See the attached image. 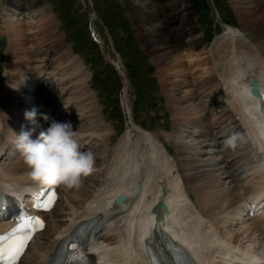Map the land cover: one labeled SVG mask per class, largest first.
Listing matches in <instances>:
<instances>
[{"label":"bare ground","instance_id":"6f19581e","mask_svg":"<svg viewBox=\"0 0 264 264\" xmlns=\"http://www.w3.org/2000/svg\"><path fill=\"white\" fill-rule=\"evenodd\" d=\"M137 1L129 0L128 2L129 9L133 14L144 13L145 17H149L150 20L157 19V16L161 15V10L151 0L141 4L140 0ZM252 1H249L251 2L249 6H239L240 13L249 27H254L257 23L264 21V0ZM234 3L242 4L241 1H234ZM38 7H40L39 3L25 5L24 0H10L5 6L4 15L9 13H7L8 9L19 12L20 15L25 14L26 9L29 13L34 12L36 15L40 11ZM187 9L188 7L185 6L181 11ZM244 9L246 12H243ZM20 18L15 21L5 16L2 20L9 37V46L8 63H6L4 72L7 77L5 81L6 111L0 115V129H3L0 132L5 130L6 134L3 135L4 140L0 142V150L7 142L16 139L22 125L26 130V127H31L24 118V110L30 109L31 106L28 103L31 100L24 97L22 92L37 87L33 85L36 81L40 85V78L45 74H47V78H52V71L44 73L36 80L34 75L30 74L31 77H28L11 68L12 60L16 59L17 55L18 60L24 59L26 63L34 61L33 57L36 52L30 54V48L33 47L26 48V46L27 42L36 41L38 38L41 44L47 43L46 50L50 53L61 48L56 56L47 54L44 49L37 50V52L47 54L44 59L46 66L51 65L54 61L61 65L63 75L49 80L47 90L41 93L38 97L39 100L34 102L40 104V107H46L53 103L56 95L61 96L66 93V86L63 85L64 87L60 91H56L54 89L56 84H71L70 86L75 84L77 91H80L75 107H80L82 113H79L91 121L88 135H94L100 140L106 141L111 130L104 124L95 93L89 88L87 79L89 74L80 63V59L77 55L72 56L73 53H70L69 48H64L60 36L54 33L52 19L48 17L46 20L45 13L41 17L42 20L35 23L36 26L26 27ZM184 22L186 29L183 33L191 37L190 43H196V28L191 25V18H186ZM167 24L162 22L155 26L152 25V31L156 35L162 36L168 29ZM225 28L223 37L220 38L221 42L218 40L214 42L215 48L217 50L220 43L228 41V39L232 44L222 49L223 54L220 55L219 60L225 58V62L218 65L220 68L216 70L217 72L215 71L217 75L212 70V63L208 66L206 62L204 67L205 65L208 67H202V73H197L193 79L187 81L195 89L168 98L170 108L172 106L174 108L171 136L175 139L176 156L187 153L182 156L181 162L178 161V164H174L172 160L168 159L167 155L172 156V154L165 149L158 135L143 130L136 124L122 94L123 107L126 111V130L115 148L113 164L106 165L105 169L101 171L102 183L94 185L82 181L81 187L78 188L60 187V199L63 200H59L56 207L65 204V208L57 212L60 214L57 217L54 212L56 208L45 214L46 229L34 236L19 264H49L51 254L61 238L70 229L75 228L80 221L95 215L101 217L99 226H102L103 229L112 226L116 215L120 221L119 225L113 227L115 229L109 227L111 235H104L107 236V242L97 239V226L94 229V234L91 235V239L94 241L91 247L101 255L102 264H150L144 253L145 245L153 248V254L161 264H169L164 250L154 247L155 241L160 240L161 225L164 223L174 234H179L177 238L183 240L203 264L240 262L241 253L247 250L264 254V218L242 219L243 205L248 201H256L257 197L262 195L260 191L264 185V160L260 158L263 143L258 134L259 131L263 135L257 107L260 104V99L254 98L250 91V86L254 84L258 87V92L264 95V55L242 30L228 25ZM52 32L53 34H51ZM261 35L264 36V31ZM28 38H30L29 41ZM165 39V36L161 38L160 45L154 43L156 48L163 49L158 54L160 64H165L163 67L167 64L166 57H171L170 54L174 52L173 48L175 47L174 43L167 45L169 39ZM48 41L56 44L51 45ZM209 61L212 62L211 56ZM113 63L119 69L118 63ZM198 68L197 70H199ZM30 80L31 84H27ZM183 100H188L189 103L184 106L178 105ZM34 102L32 103L34 104ZM221 103L228 107L226 111H229L227 117L229 121L236 115L240 120L236 123L241 122L233 136V138L237 136L233 142L237 141L241 146L233 155L237 153L241 158L243 155H250V160L245 163L248 169H245L242 174H249L251 179L242 183L232 178L233 172L223 169L222 166L217 168L219 172L213 173V171L203 172V169L197 165L200 160L196 155L204 152L201 147L207 146V140H209L207 139L208 134L204 131L206 117L214 116L215 120H221L217 111V106ZM212 104H217V106L208 110V105ZM10 111L13 114H10ZM60 112V115L65 118L67 112ZM230 112L232 116H230ZM80 114L78 115L80 116ZM68 116L66 118H69ZM40 120L42 121L37 115L38 123ZM58 122H62L61 119ZM41 123L43 124V122ZM214 125L213 123L212 126L214 127ZM35 133L36 130L33 133V139ZM80 135L77 133L78 137ZM230 164V162L226 163L227 166H231ZM226 165L224 168L227 167ZM28 172L29 169L23 157L18 156L8 163H0V187L2 186L0 194L3 191H9L12 185L27 184V181L37 182L28 175ZM136 187H138V192L133 196ZM33 190V188L29 189V191ZM120 193L125 194L126 199L122 204L115 206L113 200ZM160 200L168 206V213L164 217H162L163 211L159 205H156ZM154 206H157L155 214L158 216V222H155L152 215L149 214L150 209ZM159 220L162 222L160 223ZM144 221L145 226L148 225L145 228L142 225ZM238 221L242 222L236 226L235 223ZM171 222L176 225H171ZM3 225L4 223H0V227Z\"/></svg>","mask_w":264,"mask_h":264},{"label":"rangeland","instance_id":"374dc122","mask_svg":"<svg viewBox=\"0 0 264 264\" xmlns=\"http://www.w3.org/2000/svg\"><path fill=\"white\" fill-rule=\"evenodd\" d=\"M9 1L10 0H0V97L1 98H3L5 95V81L7 77L4 74V72L7 66L6 63H8L7 60H8V46H9V39H8L9 37L5 27L3 26L2 20L5 16L6 17L8 16V19L10 20L14 19L15 21H17L20 16V15L18 16L13 11H7L9 12L7 15L1 16L2 13L3 14L5 13V6H6L5 4ZM24 1H26L25 5H32L34 3H39L40 5V7H38L40 11L37 12L36 15L34 14V12L29 13L28 10L25 9L26 13L24 14L23 17H21L23 20L22 22L25 23V26L26 27H30L32 25L36 26L35 23L39 20H42L41 17L45 13L47 17L46 20H48V17L52 19L51 23H53V27L55 28L54 33L60 36L59 38H61V43L62 45L65 46L64 48L70 47L72 51L79 52L81 61L84 65L86 72L88 71L90 73L89 75L90 77L88 76L87 78L90 86V90L91 89L94 90L91 91L95 93V99L99 104L98 105L99 112H101L104 118L103 121L105 120L104 124L108 126L111 130L110 135L108 136L106 141L100 140L97 137H94L92 139L90 138L92 140L91 144L93 145V147L89 148L87 151H91L94 154L95 162L91 172L86 177H83L82 181L94 185H96L97 183L99 184L102 183L101 180L103 179V177L101 176V171L105 167V165L107 164L110 165L114 162V157H115L114 154L116 152L115 148L117 147V144L119 143L122 135L125 133L124 130H126L125 129L126 118L124 121L123 111L121 109L120 100H119V95L122 85H123L122 94L125 95L124 98L126 99V102L129 105V107L132 109V114L134 116L136 123L140 125L142 129L144 130L146 129L149 132L152 133L154 132V134L159 135L160 141L162 140V142H164L165 144V147L173 154V157H167V158L172 160L174 164H178V161L181 162L180 159L182 158V156H185L187 153H185L184 155L181 154V156L179 155L176 156L175 139L173 138V136H171L172 135L171 126L173 123L172 112L174 108L173 106L170 108V104L168 103V98L170 96L175 97L176 94L178 93H179L178 95H182L186 92L188 93L190 92L191 89L194 88V87L193 88L188 87L190 85L189 83H187V81H189L190 79L186 80L187 76L190 75L191 79H193L197 75V73L199 74L203 72V70L201 72L202 67L203 68L208 67L210 66L211 63L213 66L212 70H214V73H216L217 72L216 70L220 68L218 67V65H220L221 63L224 64L225 62V58L222 59L221 61L219 60L220 58H218L219 62L216 63L213 62L215 59L214 56L211 55L213 45L210 42H207L208 40H206L205 37L202 38L201 35L203 30L206 31L210 30L212 33H214L213 31L214 26L220 29L223 28V23L220 21L218 16V13L221 16V12H222L223 16L221 17H224L226 21L233 23L236 27L242 30L246 34V36L253 41L254 45L264 54V36L261 35L262 31H264V27H263L264 21L257 23L254 27H249L240 13L241 11L239 6L242 7L249 6L251 5V2H253L252 0H215V1L214 0H185V1L181 0L182 1L181 3L179 2V0H167L164 4H160L151 0L153 4L161 10L160 13L161 15H158L157 19L153 18L152 20H150L149 17L148 18L145 17L144 13L142 14L138 13L139 15L136 13L133 14V12L129 9V5H128L129 0H90V1L89 0H24ZM132 1L136 2L137 0H132ZM146 1L147 0H140L139 2L141 4ZM234 1H241L242 4L239 3L235 4ZM91 3H92V7L95 10L94 20H93L94 27L102 44L93 42L90 35L91 33L89 29V20H91V12H90ZM185 5L188 7L187 9L188 11L185 10L181 12L180 10ZM243 12H246V9H244ZM176 13L179 14L176 15ZM199 14H201V20ZM187 17H191L192 20L194 21L193 25H195L196 28H198L197 37L201 36V38L199 37L200 41H198L197 38H195L196 43L195 44L192 43V45H190L191 40L188 41V38H186V35L183 33L184 32L183 30L186 29V28L184 29L183 27V20L185 21ZM173 19L174 22L172 24L170 23V27H168L167 31H165V33L162 36L156 35L154 31H152L153 28L152 25L155 26V24H159L162 22L168 23L167 21L172 22ZM201 21L208 22V24L204 25ZM247 27L248 29L249 28L250 29L248 30ZM200 28L202 32L200 31ZM27 32L29 33V31ZM51 34H53V32ZM163 36H165L166 38L165 40L169 39L168 40L169 43L167 45H171L174 43L175 46L173 48L174 52L170 54L171 57H166L167 64L165 67H163V65L165 64H160L158 60V54L161 53L163 49H160L159 47L156 48L155 47L156 45H154V43L159 44ZM29 40L30 38H28V41ZM54 40L55 39L53 38V41ZM226 41L225 42L222 41L223 43H220V45L217 47V50L214 46L213 54L220 53L219 48L221 47V45L223 44L225 45V43H228L226 44V46L228 45L230 46L232 44L231 42H229V39L227 42ZM40 42L41 41L38 38L36 39V41L27 42V46H26V48L33 47L30 48V50L32 51V52L30 51V54L36 52V55L33 57L34 59L33 62H35L34 63L35 65L40 64L39 61H36L37 57L40 55V53L37 52V50H41V48L38 49V47L42 46ZM48 42L49 44L51 43V41ZM65 43L69 46H67ZM53 44L54 42L51 43V45ZM43 46H45L43 49L46 50L48 45L47 43H44ZM224 47L225 46H223V48ZM60 49L61 48L59 47L57 48V50H54L51 53L48 50H46L45 52H47V54L49 53L50 55L56 56L59 53ZM47 54L40 55L43 56L40 59V62H44V59L46 58ZM209 54L212 58V62L209 61V57H210L208 56ZM221 54H223V52H221L220 55ZM72 56H76V55L73 54ZM215 57L217 59V55H215ZM17 58L12 60L13 61L12 64L13 66H11L12 69H16L18 71H24L28 68L33 69V67L31 66L33 62L26 63V60L24 59L18 60ZM193 58L195 59L194 61ZM204 59L207 61H204ZM109 60L116 61L120 65L121 72L125 77L122 75L121 78L119 73L109 63ZM206 62L208 66L205 65L204 67V64H206ZM54 64L57 65V68L59 69L60 72H59V76L54 77V75H52V78H50V80H53L54 78H59L63 75V71L61 70L62 66L59 65L57 62L54 61L51 65H48V67L53 66ZM197 65L199 66V68ZM24 67L26 69H24ZM197 68L200 71L197 70ZM27 73H29V71ZM124 84H126V87ZM63 85L69 87L71 84H61L60 89L64 87ZM72 85L74 86H71L68 91L70 101L66 102L65 106H59V110L63 108L64 112L66 111L67 114L70 115L68 116L66 114V117L68 116L70 118L65 117L66 120L62 122L76 121V119H73L71 117L72 116L76 117L77 115L78 117L77 121L82 119L84 120L81 121V124L79 125V130H75V131L82 134H88L87 129L90 127L91 121L88 117L80 114L82 113L80 107L78 106L75 107V103L79 98L80 91H77L78 89L75 84ZM186 85L188 86L185 87ZM124 89L126 91H124ZM62 96L65 98L66 93H64V95L62 94L58 98ZM4 98L3 100H0V113L2 112L4 113L6 111V108L4 107L5 104ZM123 101L124 100L121 95L122 106H123ZM187 101L183 100L181 104L178 105L181 106L187 105L189 103ZM59 103H61V100L58 101V104ZM134 103L135 106L133 105ZM66 104L67 105L71 104L70 109L69 107H66ZM219 106H221V104ZM72 109L75 112L71 111ZM125 112L126 111L124 109V117L126 116ZM78 114H80V116ZM82 117H86V118H82ZM2 130L3 129H0V131ZM4 131L2 135H1L2 132H0L1 135L0 141L4 140L3 135L6 134V132ZM210 150L212 149H208V151ZM187 151L190 150L187 149ZM203 151L204 152H201V154H199L200 156L196 155L197 159L200 160L199 164L197 165H199V167L203 169V172L213 171V170H209L210 169L209 164L208 161L206 160L212 158V162L217 163L220 156L213 154L212 152L206 153L205 151H207V149L206 150L204 149ZM237 155L239 157V154ZM242 157H245V155H243ZM239 158H238V162L240 161ZM242 160L243 159L241 158V161ZM216 172L218 171H214L213 173ZM176 174H180V173H176ZM224 184L227 185V183ZM62 200L63 199H60V201ZM63 208H65V204L63 206L58 205V207H56V210L54 211L56 213L55 215L56 217L60 215L57 214V212H59ZM109 227L115 229L112 226ZM109 227H108L107 235L110 232ZM109 235H111V233Z\"/></svg>","mask_w":264,"mask_h":264},{"label":"clouds","instance_id":"9594fccd","mask_svg":"<svg viewBox=\"0 0 264 264\" xmlns=\"http://www.w3.org/2000/svg\"><path fill=\"white\" fill-rule=\"evenodd\" d=\"M37 109L24 113L31 127L16 135L15 146L29 169L28 175L43 185H63L69 189L78 188L82 178L92 170L95 156L91 151H82L77 131H73L70 122L51 120L49 127L33 139V133L39 126ZM41 118L49 121L47 114ZM240 264H264V254L247 250L240 255Z\"/></svg>","mask_w":264,"mask_h":264},{"label":"snow or ice","instance_id":"6c2138e0","mask_svg":"<svg viewBox=\"0 0 264 264\" xmlns=\"http://www.w3.org/2000/svg\"><path fill=\"white\" fill-rule=\"evenodd\" d=\"M44 195V193H41ZM55 194L52 193L48 196L46 202L38 204L37 207L43 206L44 210H48ZM43 228V222L36 217L21 216L19 218L17 227L12 229L9 233L0 235V264H16L20 254L26 247L35 231ZM22 233V235H21ZM73 259L82 258L74 256Z\"/></svg>","mask_w":264,"mask_h":264},{"label":"water","instance_id":"95a60500","mask_svg":"<svg viewBox=\"0 0 264 264\" xmlns=\"http://www.w3.org/2000/svg\"><path fill=\"white\" fill-rule=\"evenodd\" d=\"M124 198V196H119V198L116 200L117 201V203H119L120 201H121V199H123Z\"/></svg>","mask_w":264,"mask_h":264}]
</instances>
